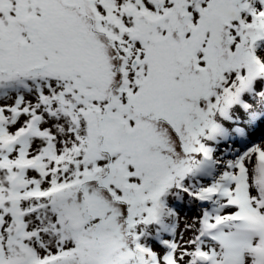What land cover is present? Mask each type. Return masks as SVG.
I'll list each match as a JSON object with an SVG mask.
<instances>
[{
  "label": "snow or ice",
  "instance_id": "obj_1",
  "mask_svg": "<svg viewBox=\"0 0 264 264\" xmlns=\"http://www.w3.org/2000/svg\"><path fill=\"white\" fill-rule=\"evenodd\" d=\"M0 264H264V0H0Z\"/></svg>",
  "mask_w": 264,
  "mask_h": 264
}]
</instances>
